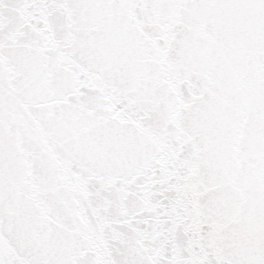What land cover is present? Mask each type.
<instances>
[{
    "label": "snow or ice",
    "instance_id": "1",
    "mask_svg": "<svg viewBox=\"0 0 264 264\" xmlns=\"http://www.w3.org/2000/svg\"><path fill=\"white\" fill-rule=\"evenodd\" d=\"M0 264H264V0H0Z\"/></svg>",
    "mask_w": 264,
    "mask_h": 264
}]
</instances>
